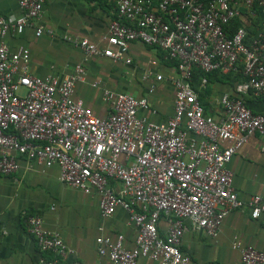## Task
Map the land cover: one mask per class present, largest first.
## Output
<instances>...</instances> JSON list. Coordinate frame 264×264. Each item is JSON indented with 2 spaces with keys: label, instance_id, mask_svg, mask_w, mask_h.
Returning a JSON list of instances; mask_svg holds the SVG:
<instances>
[{
  "label": "built area",
  "instance_id": "obj_1",
  "mask_svg": "<svg viewBox=\"0 0 264 264\" xmlns=\"http://www.w3.org/2000/svg\"><path fill=\"white\" fill-rule=\"evenodd\" d=\"M17 3L18 17L0 16V176L16 173L21 158L32 166H56L62 184L97 195L101 218H109L117 208L126 212L135 228L132 248L124 246L122 235L95 239L98 257L111 264H140L141 259L193 264L181 251L188 230L215 238L230 211L246 207L254 220L264 215V192L241 201L227 168L248 135L264 138V112L254 113L243 100L250 94L264 98V22L262 32L249 38L244 27L228 34V24L242 18L230 0H117V19L108 24L106 48L63 37L85 56L126 65L131 63V42L158 49L174 61L176 67L167 77L174 88L173 114L155 124L139 116L140 110L155 113L146 98L105 90L102 100L110 110L106 118L73 100L74 86L83 80L81 65L62 80L31 75L28 51L19 47L10 52L4 37L34 27L44 0ZM242 8L250 20L256 18L255 9L264 18V0H242ZM34 31L40 37L44 30ZM239 67L244 81L234 86V96L218 98L223 115L215 120L191 86L192 71L227 74ZM206 84L203 78L199 87ZM153 91L151 86L149 93ZM225 142L229 145L221 147ZM161 221L166 224L162 233ZM25 223L46 254L37 264H75L67 262L72 252L58 233L44 228L40 216H27ZM232 248L239 251L241 264H264V251L238 241Z\"/></svg>",
  "mask_w": 264,
  "mask_h": 264
},
{
  "label": "crops",
  "instance_id": "obj_2",
  "mask_svg": "<svg viewBox=\"0 0 264 264\" xmlns=\"http://www.w3.org/2000/svg\"><path fill=\"white\" fill-rule=\"evenodd\" d=\"M240 11L242 0H230ZM117 0H44L43 13L34 27L22 34L8 33L4 42L10 52L23 47L29 53L28 69L40 78L55 77L62 80L75 66L84 69L83 80L74 86L73 100H79L94 116L106 118L109 106L102 100L103 91L128 94L136 99L146 98L150 110L139 111V116L152 123H164L173 114L174 88L167 80L172 74L171 61L158 49L139 42L128 45L129 65L104 56H85L79 48L63 39L64 36L87 40L99 49L107 47V28L116 14ZM243 26H249L246 12ZM20 15L17 0H0V16L16 18ZM43 34L35 37V28ZM51 32L49 34L48 32ZM150 77L144 79L146 74ZM161 75V81L155 77ZM96 84V86H93ZM154 88L149 93L150 87ZM212 86V90L211 87ZM202 107L207 115L218 120L223 115L218 104L222 94L234 96L227 83L207 82ZM246 106L254 113L264 112V98L243 96ZM201 103V102H200ZM229 144L222 143L225 148ZM19 170L9 176H0V264H37L42 254L35 240L28 234L26 218L38 215L44 228L58 233L72 252L67 262L75 264H111L96 253L95 239L99 235L114 238L122 235L124 246L134 245L135 228L128 214L117 208L109 218H101L98 197L84 194L59 181L56 166H32L20 159ZM227 168L232 174V186L237 197L247 202L252 196L264 192V138L258 134L247 136L246 142L233 154ZM102 228V231H99ZM166 228L164 221L158 229ZM234 241L264 251V215L254 220L248 208L230 211L223 220L215 238L200 231L188 230L181 242V251L193 264H241L240 253L232 248ZM140 264H155L141 259Z\"/></svg>",
  "mask_w": 264,
  "mask_h": 264
},
{
  "label": "trees",
  "instance_id": "obj_3",
  "mask_svg": "<svg viewBox=\"0 0 264 264\" xmlns=\"http://www.w3.org/2000/svg\"><path fill=\"white\" fill-rule=\"evenodd\" d=\"M200 1H206V0H200ZM244 12H245V10L241 11V13H243V14H244ZM255 13H256V18L251 19L250 20L251 24L249 26H246V27L243 26V23L239 18H235L234 20H232L228 24V26L226 27L228 34L229 35L233 34L240 27H244L248 33L249 38L256 37V35L259 32H262V30H263L262 24L264 22V18L258 9L257 10L255 9ZM115 19H117V11H116V14L114 16V20ZM171 66L173 68L176 67V64L174 61H171ZM203 78H205L206 81L209 82L210 84L216 83V82H221V83H227L231 87H234L237 83L244 81V77L241 74V68L240 67L238 68L237 72H231V73H227V74L220 73L219 71L209 73V74H205L202 71H200L199 69H193L191 86H192L193 90L195 92H197V95H198V98H199V101L201 102V104H202V99H203V92H205V90H200V89H198V87H199L200 82ZM252 97H254V96H252ZM254 98H261V97H254ZM245 104H246V101H245Z\"/></svg>",
  "mask_w": 264,
  "mask_h": 264
},
{
  "label": "rangeland",
  "instance_id": "obj_4",
  "mask_svg": "<svg viewBox=\"0 0 264 264\" xmlns=\"http://www.w3.org/2000/svg\"><path fill=\"white\" fill-rule=\"evenodd\" d=\"M209 87H211V90H212V86H209Z\"/></svg>",
  "mask_w": 264,
  "mask_h": 264
}]
</instances>
